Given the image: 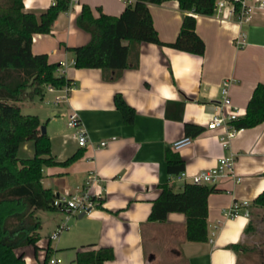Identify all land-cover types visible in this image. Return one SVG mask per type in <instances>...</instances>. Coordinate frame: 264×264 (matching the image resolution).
I'll use <instances>...</instances> for the list:
<instances>
[{
  "label": "crops",
  "instance_id": "obj_1",
  "mask_svg": "<svg viewBox=\"0 0 264 264\" xmlns=\"http://www.w3.org/2000/svg\"><path fill=\"white\" fill-rule=\"evenodd\" d=\"M258 1L264 2L248 0L253 14L246 24L237 25L233 18L219 22L213 15H194V31L203 41L202 54L140 42L136 64L114 79L99 68L72 66L68 63L72 52L67 49L90 40V34L76 25L83 3L93 16L97 8L116 16L126 5L123 0L70 1L67 11L53 20L49 33L31 35L30 51L46 54L51 64L66 61L68 65L57 73L73 84L65 98H61L63 89L46 87L38 97L41 102L30 99L36 106L34 115L49 137L53 160L62 162L77 154L68 164L44 166L40 184L54 194L89 188L96 200L87 213L68 217L59 209L36 210L39 239L35 250L30 245L22 248L24 264H41L45 256L59 257L60 264H76V253L106 247L112 250V258L102 264H264V225L256 240L251 227L253 212L264 214L263 208L253 204L264 190V121L237 129L224 146L219 138L223 129L206 127L213 114L228 110L219 109L224 79L233 80L227 86L228 96L238 117L244 115L253 87L257 83L264 86V8L257 7ZM22 3L24 12L38 16L52 0ZM148 11L159 40L173 41L184 13L177 1L149 3ZM239 32L244 35L243 44L236 47L233 39ZM115 94L133 109L130 124L124 123L115 108ZM55 96L60 98L55 101ZM72 112L88 133L84 146L77 145L74 128L67 126ZM185 123L201 127L202 132L173 149L171 144L186 136ZM103 140L105 145L99 147ZM166 147L182 159L184 181L166 173ZM33 152L32 141L25 140L18 146L17 157L30 158ZM229 154L234 156V176L206 184L215 190L207 196L204 242L185 239L184 213L171 211L162 221L148 220L160 185L179 191L189 182V175L214 166L219 156ZM233 201H246L247 205L236 216H225L223 210ZM64 222L66 228L49 240L51 232Z\"/></svg>",
  "mask_w": 264,
  "mask_h": 264
},
{
  "label": "trees",
  "instance_id": "obj_2",
  "mask_svg": "<svg viewBox=\"0 0 264 264\" xmlns=\"http://www.w3.org/2000/svg\"><path fill=\"white\" fill-rule=\"evenodd\" d=\"M166 0H134L127 3L116 16H110L83 3L76 16V25L90 34L84 45L68 47L72 52V66L99 68L109 78H116L137 61L140 42L167 45L196 55L204 51L202 39L194 31V15H211L214 0H176L182 14L178 33L173 41L162 43L152 25L148 4ZM69 0L52 3L35 16L23 11L22 0H0V264H24L22 248L36 249L40 220L36 210L56 211L55 194L40 184L44 166L68 164L76 158L71 155L62 162L50 156V140L41 133L37 115L21 113L17 101L26 95L41 97L47 86L62 89L72 86L69 79L58 74V64L48 63L46 54L30 51L31 35L47 34L58 13L65 12ZM114 105L123 121L130 124L133 109L119 94L113 96ZM244 115L230 122L234 129L250 128L264 121V86L257 83L248 99ZM186 136H195L202 128L190 123L183 126ZM32 141L33 156L18 158L17 149L22 141ZM167 174L183 170L184 163L170 147L164 151ZM264 176V171L262 172ZM215 189L206 184L184 183L175 191L171 185H160V192L151 205L148 220L162 221L167 212L185 214V239L204 242L207 239L206 201ZM253 204L264 209V190L253 199ZM250 224H248V228ZM247 228V229H248ZM238 246L233 245L232 248ZM47 256L41 264H46ZM112 258L110 248L78 252L76 264H102Z\"/></svg>",
  "mask_w": 264,
  "mask_h": 264
},
{
  "label": "built area",
  "instance_id": "obj_3",
  "mask_svg": "<svg viewBox=\"0 0 264 264\" xmlns=\"http://www.w3.org/2000/svg\"><path fill=\"white\" fill-rule=\"evenodd\" d=\"M76 1V0H69ZM126 4L131 3L130 0H123ZM258 8H264V2H257ZM252 5L248 2V0H214L212 13L214 17L219 22H227L233 20L237 25L246 24L252 17ZM243 33L239 32L235 38L233 39V44L236 47H241L243 42ZM70 64H72V59L69 60ZM68 63L66 61H60L58 63V68L64 69ZM233 82L231 79H224L220 86V100H219V109L227 108L228 110L225 113L218 111L217 114H213L207 121L206 127L208 129L221 128L223 129L222 134L220 135L221 144L224 146L227 143V140L231 138L237 129H234L230 122L237 118V112L235 108L232 107L230 97L228 96V88L227 86ZM69 87H63L64 95L61 98H65L66 93L68 92ZM48 90H52L54 87L47 86ZM60 97L55 96L54 100L57 101ZM67 126L74 128V138L78 146H84L87 143L88 133H86L83 125L81 124L79 118L76 116L74 112L68 115ZM190 142V137L185 136L178 140H175L171 147L173 149H178L182 146H185ZM106 141L103 140L99 142L98 146L102 147L105 145ZM233 159L234 156L232 154L229 155H221L216 159V164L211 167L200 169L191 175H189V182L197 185H203L207 183H215L219 180V177L229 176L233 177ZM184 173L182 171L172 174L170 176L171 179L175 180H183ZM90 182L94 181L93 176H88ZM236 180H239L238 177H235ZM94 194L90 191L89 188H80L76 189L72 192L63 191L61 193L55 194V204L57 208L63 211L68 217V215H72V213H87L91 207L94 206L95 200ZM247 205L246 201H233L229 207L223 210L224 215L228 217H234L237 215L238 210L241 207H245ZM247 214V211L245 212ZM66 224L60 223L56 226V229L51 232L49 236V240H55L57 237V232L59 230L65 229ZM46 264H60V258L51 256L47 258Z\"/></svg>",
  "mask_w": 264,
  "mask_h": 264
},
{
  "label": "rangeland",
  "instance_id": "obj_4",
  "mask_svg": "<svg viewBox=\"0 0 264 264\" xmlns=\"http://www.w3.org/2000/svg\"><path fill=\"white\" fill-rule=\"evenodd\" d=\"M29 91V88L26 89V95L20 99V101H17L16 104L18 105L21 113L23 114H31V115H34L35 114V111L36 110V106L34 105L33 102H30L31 98H32V101H36L35 103L37 102H41L39 101L38 97H30L29 95H27V92ZM53 100V98H52ZM47 108H49L50 106H46ZM252 231L253 233L255 234L254 235V239H258L259 238V235H258V232H260V229L262 228L263 229V222H264V214L262 213H258V212H253V216H252ZM43 222V220H42ZM256 245V243H254V246ZM254 248V247H253ZM255 252V251H254ZM253 252V254H254Z\"/></svg>",
  "mask_w": 264,
  "mask_h": 264
},
{
  "label": "water",
  "instance_id": "obj_5",
  "mask_svg": "<svg viewBox=\"0 0 264 264\" xmlns=\"http://www.w3.org/2000/svg\"><path fill=\"white\" fill-rule=\"evenodd\" d=\"M39 130H40L41 133H44V125H43V124H41V125L39 126ZM80 215H81V214H80Z\"/></svg>",
  "mask_w": 264,
  "mask_h": 264
}]
</instances>
